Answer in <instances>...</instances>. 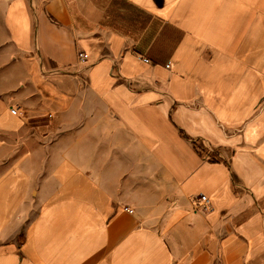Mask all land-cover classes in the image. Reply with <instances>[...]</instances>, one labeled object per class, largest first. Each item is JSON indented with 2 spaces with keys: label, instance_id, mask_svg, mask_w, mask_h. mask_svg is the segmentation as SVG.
<instances>
[{
  "label": "crops",
  "instance_id": "crops-1",
  "mask_svg": "<svg viewBox=\"0 0 264 264\" xmlns=\"http://www.w3.org/2000/svg\"><path fill=\"white\" fill-rule=\"evenodd\" d=\"M0 264H264V0H0Z\"/></svg>",
  "mask_w": 264,
  "mask_h": 264
},
{
  "label": "built area",
  "instance_id": "built-area-1",
  "mask_svg": "<svg viewBox=\"0 0 264 264\" xmlns=\"http://www.w3.org/2000/svg\"><path fill=\"white\" fill-rule=\"evenodd\" d=\"M82 60H84V55L80 54ZM147 61V60H145ZM12 113L16 114L17 110L15 108L11 109ZM196 207L202 209L203 211H208L210 208V200L206 195H200L196 200ZM129 212H133V210H129Z\"/></svg>",
  "mask_w": 264,
  "mask_h": 264
}]
</instances>
